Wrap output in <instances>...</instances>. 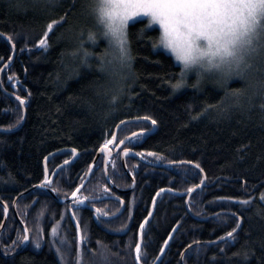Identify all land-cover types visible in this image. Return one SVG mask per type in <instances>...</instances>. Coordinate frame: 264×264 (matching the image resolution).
Returning <instances> with one entry per match:
<instances>
[{
    "label": "trees",
    "instance_id": "obj_1",
    "mask_svg": "<svg viewBox=\"0 0 264 264\" xmlns=\"http://www.w3.org/2000/svg\"><path fill=\"white\" fill-rule=\"evenodd\" d=\"M89 3L90 0H51V3L0 0V33L12 37L16 50L14 61L1 75V130L17 129L22 122L21 105L8 94L27 101L23 127L10 134L0 132V200L10 210L0 237L3 253L11 254L21 246L18 234L25 233L20 221L30 235L29 246L15 257L6 258L0 252V264H77L81 232L86 237L82 264H138L134 245L140 242L139 225L145 219L148 223L141 246L147 255L142 256L141 264H181L189 245L221 240L235 227L236 218L223 212L243 218L236 242L193 246L184 256V264H264V201L260 199L264 193V108L261 107L264 54L243 77L197 81L186 76L185 86L174 92L167 81L175 83L181 67L171 55L153 47L159 31L145 30L143 23L130 25L134 60L130 70L121 72L107 63L108 43L100 34ZM61 16H65L63 23L49 33L47 49H41L38 41L47 24ZM89 31L97 34L95 44L87 39ZM85 51L89 53L86 61ZM13 54L12 45L0 37V69ZM119 88L123 91L113 105L111 96ZM208 105L214 107L204 111ZM144 115L157 120L156 133L124 147L144 153L143 158L153 163L169 164V160L199 163L207 177V186L191 197L190 210L198 218L216 217L199 222L186 209L187 189L202 180L196 168L190 165L154 168L128 158L126 165L136 182L131 194L118 195L112 190L105 178L103 161L97 163L80 193L97 198L107 195L105 187L111 189L125 203V211L118 219L105 221L88 209L59 205L42 190L18 201L20 221L16 219L15 199L44 181V161L48 156L73 148L79 153L77 162L62 168L52 184L46 185L55 188L58 197L65 198L64 193H71L84 181L100 147L116 133L115 126L120 120ZM121 128L117 142L141 128L152 127L147 123H132ZM122 150L112 156L107 169L113 185L125 190L132 182L122 168ZM148 152H156L165 159L157 160L148 156ZM68 159L70 154L62 153L50 160L47 166L50 180ZM161 188L172 191L157 196ZM225 197L231 199H222ZM243 199H250L251 203L239 204ZM120 207L116 201L98 205L103 212L112 213L108 216L116 214ZM4 218L0 205V228ZM57 223L59 236L54 243L50 229ZM60 238H66L68 243L59 244ZM37 239L41 244L39 249L35 247ZM161 248H164L162 256Z\"/></svg>",
    "mask_w": 264,
    "mask_h": 264
},
{
    "label": "snow or ice",
    "instance_id": "obj_2",
    "mask_svg": "<svg viewBox=\"0 0 264 264\" xmlns=\"http://www.w3.org/2000/svg\"><path fill=\"white\" fill-rule=\"evenodd\" d=\"M41 2L51 3V0H33V3ZM88 7L101 30V36L108 43L105 52V56L109 57L107 63L114 68H119L121 72L125 69L130 70L134 60L129 38L130 25L135 27L137 23H143L146 25L145 30L159 31L158 40L153 43V47L162 48L170 53L181 66L179 79L175 83L167 81L174 92L185 86L186 76L192 71L197 72L198 75L215 73L218 78L227 80H231L233 77H243L253 67L252 61L264 54V0H90ZM65 16H61L58 20L53 19L47 24L43 37L38 41V46L41 49H47L49 33L53 32L56 25L63 23ZM0 35L4 34L0 33ZM7 39L11 41L12 37L8 36ZM87 39L95 44L97 40L96 32L89 31ZM12 48H15V43H12ZM88 56L89 53L85 51V61ZM103 64L104 58L102 57L101 70H103ZM8 78L9 80L12 79L11 76ZM122 91V88L113 91L111 104L114 105L119 101V93ZM16 99L21 105L27 103L24 98L19 96ZM211 107L214 106L208 105L204 111ZM261 107L264 108V104ZM193 118L196 119L198 116ZM20 119L22 120L23 116ZM135 119L137 121H148L152 126H156L158 123L156 119L149 115L137 116ZM127 123L126 120H120V123L115 126L116 130L122 132L121 125H127ZM7 130L5 129V131ZM148 131V128H141L139 132H133L131 137L123 136L118 142L117 135L114 132L110 138L105 139L100 151L111 157L112 149L109 147L110 145L116 143L124 145L125 141H128V144L131 145ZM131 151L132 148L126 146L123 148L122 154L127 156ZM72 152L75 153L76 149L73 148ZM134 155L143 157L144 153H134ZM147 155L161 161L165 159L156 152H148ZM68 163V160L64 161V164ZM168 163L169 165H194L196 169L203 172L200 164L191 160H169ZM45 172L44 181L38 185L41 188L52 184V180L48 178L47 169H45ZM87 174L85 173V175ZM83 186L82 182L71 193H64L65 198H70L73 204L83 205L85 201L89 200L88 196L78 195ZM202 186L203 180L199 184L188 188L187 191L191 193ZM52 191H56V189L53 188ZM104 191L108 192L110 190L105 187ZM165 191H172V189L161 188L156 195L159 196ZM222 199L231 198L225 197ZM260 199L264 201V193L260 194ZM238 203L249 205L251 200L243 199L239 200ZM153 205H155V200H153ZM6 211L7 208L5 207ZM95 211L98 216L108 215L99 208ZM72 215L75 216V212ZM150 215L151 213H149ZM232 215L236 216L235 213ZM242 219V217H236L235 227L220 239L227 244H234L237 240L235 233L240 229ZM147 223L148 220L145 219L139 225L140 242L134 245V258L138 264H141L142 256L147 255L146 252L142 251L141 246L144 227ZM79 227V222H77V228ZM58 228L59 223L50 229L54 243L59 236ZM175 230V228L172 229L173 232ZM28 231V228L25 227V234L23 236L18 234V239L24 243L28 242ZM39 231H42V229ZM168 240H171V236L168 237ZM168 240L164 242V247H167ZM85 241L86 237L81 232L76 254L77 264L83 262ZM58 242L61 245L68 243L66 238H60ZM129 246H132L131 242ZM35 247L37 249L41 247L39 239L35 241ZM221 250L223 251V249ZM56 251L60 254V260L63 261L64 256L60 247H57ZM89 251L92 250L89 249ZM163 252L164 248H161V256ZM5 255H7V252H5ZM244 258L247 259V253H245ZM156 260H159V256L156 257Z\"/></svg>",
    "mask_w": 264,
    "mask_h": 264
},
{
    "label": "water",
    "instance_id": "obj_3",
    "mask_svg": "<svg viewBox=\"0 0 264 264\" xmlns=\"http://www.w3.org/2000/svg\"><path fill=\"white\" fill-rule=\"evenodd\" d=\"M0 37H3L6 41H8L9 44L12 45V41H9V40L7 39V36H5V35H0ZM15 57H16V50H15V48H14V54H13V56H12V59L9 61V63L6 64L7 67L10 65L11 62L14 61ZM7 67H4V68L2 69V71L0 72V86H1V88H2V85H1V75H2V72L4 71V69L7 68ZM2 90H3V88H2ZM7 94H8V93H7ZM8 95H10L11 97L16 98V97H15L14 95H12V94H8ZM19 103H20V102H19ZM20 105H21V104H20ZM21 107H22V111H23V119H22L21 125H20L17 129H14V130H7V131H5V130H1V129H0V132H1V133H9V134H10V133H14V132L20 130V129L23 127V125L25 124V121H26V119H27V112H26V109H25V104H24V105H21ZM126 121H128L127 125H129V124H132V123H139V122H141L142 120H141V121H137L136 119H132V120H126ZM123 126H124V125H121V127H123ZM117 133H118V131H117ZM117 133H116V135H117ZM130 137H131V136H130ZM126 142H127V141H125V144H126ZM125 144H124V145H125ZM124 145H119L118 148H123ZM61 152H62V151H61ZM61 152H58V153H55V154H52V155L48 156V157L45 159V161H44V165H45V164H46L51 158H53V157H55V156H57V155H60ZM63 152L73 153L71 149H69V150H64ZM134 153H136V152L132 150L127 156H124V155L122 154V162H123V167H124V169H126L125 160H126L127 158H129V157H130V158L134 157V158L140 160V157H139L138 155H134ZM73 154H74V159H72L71 161H69L68 164H64L63 167L66 166V165L71 164V162H73V161H75V160L78 159V154H77V152H75V153H73ZM101 154H104V155H105V164H106V163L108 162L109 157L106 155L105 152H101V151H100V152H99V156H100ZM146 163L149 164V165H151V166H155V167H168V166H170V165L153 164V163H149V162H146ZM95 164H96V161H95V162L93 163V165L91 166V168H90V170H89V173H88V175H87V178H86V180L83 182V185H84V186L81 188V191H82L83 188L86 186V184H87V182H88V180H89V178H90V176H91V174H92V170H93ZM57 174H58V172L55 173V175L52 177V180L55 178V176H56ZM205 185H206V177L203 176V186H205ZM203 186H202V187H203ZM200 188H201V187H200ZM133 189H134V185H133V187L131 188V190L126 191L125 193L131 192ZM198 189H199V188H196L195 191L191 192L190 195H189V198H190V197H191V196H192V195H193ZM36 190H42V191H46V192H48V193L53 197V199H54L59 205L70 204L71 206H73V207H75V208H79V207L86 208L88 202H92V203H95V202H103L104 200H106L107 198H109V197H102V198H96V199H89V200L85 201L83 205H76V204H73V203L71 202L70 198H60V197H58V196L54 193V191H52L51 188H49V187H47V186H45L44 188H41V187H39L38 185H36V186H34V187L28 189V190L25 191L24 193L20 194V195L15 199V201H14V203H13V210H14V213H15L16 216H17V203H18V201H19L20 199H22L23 197L28 196L30 193H32L33 191H36ZM0 205L2 206V208L4 209V211H5V207L7 208V211L5 212L4 222H3V224H2V226H1V228H0V237H1V234H2V232H3V230H4L5 226H6V224H7V222H8V218H9V215H10V210H9V208L7 207V205H6L3 201H1V200H0ZM95 209H97V208H96V207H91V210H94V211H95ZM123 209H124V208L122 207L121 211H120L116 216H113V217H109V218H107V217H103V215H99V217H100V218L102 217V218L107 219V220H111V219H113V218H117L120 214H122ZM95 212H96V211H95ZM221 214L232 215L233 213L223 212V213H221ZM214 216H215V215L208 216V217H206L205 219H199V218H197V220H198V221H207V220L212 219ZM232 216H233V215H232ZM234 217H238V216L236 215V216H234ZM21 225L23 226V229H25V226H24L23 224H21ZM242 226H243V222H241L240 229H239L238 231L241 230ZM78 229H79V228H78ZM238 231H237V232H238ZM27 234H28V236H29V241L26 242V243L23 242V244L21 245V247H20L19 250H17L15 253H11V254H7V255H5V254L3 253V251L1 250V248H0V252L2 253V255H3L4 257H6V258H13V257L16 256L17 254H19L20 252H22L25 248H27V246H28L29 243H30V235H29V232H28ZM235 234H236V233H235ZM222 242H224V241H222V240H218V241L211 242L210 244H220V243H222ZM195 245H197V244H194V246H195ZM189 248H191V247H189ZM189 248H188V249H189ZM188 249H187V250H188ZM187 250H186V251H187ZM186 251H185V252H186ZM185 252L183 253V255H182V257H181V264H183V259H184V254H185Z\"/></svg>",
    "mask_w": 264,
    "mask_h": 264
},
{
    "label": "bare ground",
    "instance_id": "obj_4",
    "mask_svg": "<svg viewBox=\"0 0 264 264\" xmlns=\"http://www.w3.org/2000/svg\"><path fill=\"white\" fill-rule=\"evenodd\" d=\"M139 123H147V124H149L152 128H151V130H149L144 136H150V135H153V134H155L156 133V131H157V125L156 126H152L151 124H150V122H148V121H141V122H139ZM138 124V123H137ZM21 125V124H20ZM19 125V126H20ZM18 126V127H19ZM116 133H117V130H116ZM118 133H119V131H118ZM118 133H117V136H118ZM128 142V141H127ZM127 142H126V144H127ZM125 144V145H126ZM124 145V146H125ZM123 146V147H124ZM118 147H119V145H118ZM117 147V149H122V148H118ZM111 148V147H110ZM77 152V151H76ZM99 152H100V150L98 151V153H97V155H96V157H95V159H94V161H93V163L96 161V164H95V166H94V168H93V170H92V174H93V172H94V169H95V167H96V165H97V163H98V161L100 160V158L101 157H103L104 158V174H105V178H106V180H107V182L109 183V185H110V187L112 188V190L115 192V193H117L118 195H128V194H131L135 189H136V182H135V179H134V177L132 176V174L129 172V170H128V168H127V165H126V160L128 159H126L125 160V165H126V169H124V167H123V162H122V168H123V170H124V172H125V174L130 178V180H131V182H132V186L129 188V189H125V190H122V189H119V188H117L115 185H113V183L111 182V180H110V178H109V175H108V170H107V166H108V162H109V160L112 158V154H111V157H109V159H108V162L105 164V155L104 154H101L100 156H99ZM62 153H68V152H61V154ZM60 154V155H61ZM68 154H71L72 155V158H70L71 160L72 159H74V154L73 153H68ZM77 154H78V159L77 160H75V161H73V162H71V164H73V163H75V162H77L79 159H80V156H79V153L77 152ZM57 156H59V155H57ZM140 157V160L139 159H136V158H134V157H132V158H134V159H136V160H138V161H140V162H143L144 164H146V165H148V166H151V165H149V164H147L146 162H149V163H153V162H150V161H148V160H145L143 157H141V156H139ZM130 158V157H129ZM71 160H69V161H71ZM121 160H122V152H121ZM50 161H48L45 165H44V167H45V169H47V166H48V163H49ZM93 163H92V165H93ZM153 164H160V163H153ZM91 165V166H92ZM160 165H169V164H160ZM177 165H180V164H177ZM184 165H187V164H184ZM91 166H90V168H91ZM171 166H175V165H170V166H168V167H171ZM190 166H193L194 167V165H190ZM151 167H154V168H164V167H155V166H151ZM195 168V167H194ZM90 170V169H89ZM198 171H200L199 169H197ZM88 173H89V171H88ZM201 174H202V180H203V176H205L206 177V175H205V173L204 172H200ZM92 174H91V176H92ZM88 175V174H87ZM87 175H86V177H85V179H84V181L86 180V178H87ZM91 176H90V178H89V180H88V182L90 181V179H91ZM83 181V182H84ZM88 182H87V184H88ZM86 184V185H87ZM133 185H134V189L131 191V192H128V193H125L126 191H129V190H131V188L133 187ZM207 186V177H206V185L205 186H203V187H201V188H204V187H206ZM201 188H199V189H201ZM198 189V190H199ZM197 190V191H198ZM196 191V192H197ZM82 191L80 190V193H81ZM80 193H78V195H80ZM118 195H110V194H107L106 196H102V197H109V198H107L106 200H104V201H108V200H114V201H117L118 203H120V205H121V207H120V210L118 211V213L121 211V209H122V207L124 208L123 209V212H122V214L124 213V211H125V203H124V200L122 199V198H120ZM189 195H190V193H189ZM189 195H188V197H187V200H186V209H187V211L193 216V217H195L196 218V220H197V218L198 217H196L195 215H193V213H192V211L190 210V206H189V202H190V200H191V197L194 195H192L190 198H189ZM102 197H97V198H102ZM89 199H96V198H89ZM103 201V202H104ZM121 201H123V203H121ZM96 203V202H95ZM95 203H92V202H88V204H87V206H86V208H82V207H79V208H81V209H89L90 211H93L94 213H96L94 210H91V207H95V206H93V205H91V204H95ZM5 212V211H4ZM118 213H116L115 215H112V216H104V217H107V218H109V217H113V216H116ZM228 213V212H227ZM97 214V213H96ZM122 214H120L117 218H113V219H111V220H107V219H104V218H102L101 217V219L102 220H106V221H112V220H116V219H118ZM98 215V214H97ZM223 215H227V214H223ZM217 215H215L214 217H216ZM229 216H232V215H229ZM238 216V215H237ZM15 217H16V219H18L19 221H20V219H19V217L18 216H16L15 215ZM213 217V218H214ZM232 217H234V216H232ZM239 217V216H238ZM212 218V219H213ZM236 218V217H235ZM199 219H205V218H199ZM8 220H9V218H8ZM211 220V219H210ZM207 221H209V220H207ZM200 222V221H199ZM201 222H203V221H201ZM242 222H243V220H242ZM8 223V222H7ZM21 224H23L21 221H20V226H21V228L23 229V226L21 225ZM7 225V224H6ZM24 225V224H23ZM24 230V229H23ZM239 233V231L236 233V234H238ZM235 234V235H236ZM223 243V242H222ZM22 244H23V242H22ZM21 244V245H22ZM30 244V243H29ZM194 244H197V245H205V244H210V243H194ZM194 244L193 245H191V248L194 246ZM221 244V243H220ZM197 245H195V246H197ZM211 245H217V244H211ZM29 246V245H28ZM27 246V247H28ZM21 247V246H20ZM20 247L17 249V250H19L20 249ZM0 248H1V245H0ZM189 248V247H188ZM187 248V249H188ZM186 249V250H187ZM190 249V248H189ZM188 249V250H189ZM1 250H2V248H1ZM16 250V251H17ZM185 250V251H186ZM187 250V251H188ZM16 251H14L13 253H15ZM184 251V252H185ZM186 251V252H187ZM186 252H185V254H186ZM185 254H184V256H185ZM15 257V256H14ZM183 264H184V259H183Z\"/></svg>",
    "mask_w": 264,
    "mask_h": 264
},
{
    "label": "rangeland",
    "instance_id": "obj_5",
    "mask_svg": "<svg viewBox=\"0 0 264 264\" xmlns=\"http://www.w3.org/2000/svg\"><path fill=\"white\" fill-rule=\"evenodd\" d=\"M161 49H162V48H161ZM162 50H163V49H162ZM164 51H165V50H164ZM165 52H166V51H165ZM166 53H168V52H166ZM168 54L171 55L170 53H168ZM171 56H172V55H171ZM172 57L174 58V56H172ZM259 58H261V56L255 58V59L252 61V64H254V62H255L256 60H258ZM174 60H175V58H174ZM176 62H177V61H176ZM177 63H178V62H177ZM178 64H179V63H178ZM180 67H181V66H180ZM252 68H253V67H252ZM252 68H251V69H252ZM251 69H250V70H251ZM250 70H249V71H250ZM249 71H248V72H249ZM248 72L245 73L244 76L247 75ZM187 76L190 77V78H196L197 81H200V80L203 81V80H206V79L215 80V78H217V79H222V78H218L217 74H215V73H212V74L205 73V74H203V75H198L197 72H195V71H192V72L188 73ZM21 108H22V107H21ZM51 159H52V158H51ZM51 159H50V160H51ZM50 160H49V161H50ZM68 160H70V159H68ZM62 166H63V165H62ZM57 172H59V168L56 170V173H57ZM85 187H86V186H85ZM85 187H84V188H85ZM84 188H83V189H84ZM64 205H65V204H64ZM9 216H10V215H9Z\"/></svg>",
    "mask_w": 264,
    "mask_h": 264
},
{
    "label": "flooded vegetation",
    "instance_id": "obj_6",
    "mask_svg": "<svg viewBox=\"0 0 264 264\" xmlns=\"http://www.w3.org/2000/svg\"><path fill=\"white\" fill-rule=\"evenodd\" d=\"M119 134V133H118ZM118 137V136H117ZM128 143V142H127ZM116 144H113V145H110L109 147H111V149H112V156L115 154V153H117V151H119V149H117V148H114V146H115ZM119 145V144H118ZM117 145V146H118ZM114 149H115V151H114ZM123 149V148H122ZM122 149H120V151L122 150ZM70 158H72V155L70 154ZM71 160V159H70ZM111 160V159H110ZM69 161V160H68ZM99 161H103V163H104V158L103 157H101L100 158V160ZM98 161V162H99ZM110 162V161H109ZM108 162V163H109ZM141 163H143V162H141ZM74 164V163H73ZM72 165V164H71ZM69 166V165H68ZM148 166V165H147ZM66 167V166H65ZM62 168H64V167H59V172H60V170L62 169ZM108 168V167H107ZM108 170V169H107ZM59 172H58V174H59ZM57 174V175H58ZM57 175L55 176V178L57 177ZM55 178L53 179V180H55ZM52 180V181H53ZM87 186V185H86ZM110 191H108L106 194H110V195H115V193H111V189H109ZM117 194V193H116ZM129 195V194H128ZM80 196H81V194H80ZM90 198V197H89ZM108 201H114V200H108ZM105 202V201H104ZM117 202V201H116ZM97 203V205H95V204H91V205H93V206H95L96 208H98V205H100V204H102V202H96ZM69 206H70V204H68ZM71 207V206H70ZM72 208H75V207H72ZM75 209H77V208H75ZM89 210V209H88ZM93 212V211H92ZM103 212V211H102ZM94 213V212H93ZM118 213V212H117ZM95 215H97L96 213H94ZM112 213H108V215H111ZM107 215V216H108ZM115 215V214H114ZM98 216V215H97ZM99 217V216H98ZM104 217V216H103ZM99 219H101L100 217H99ZM102 220V219H101ZM106 221V220H105Z\"/></svg>",
    "mask_w": 264,
    "mask_h": 264
}]
</instances>
